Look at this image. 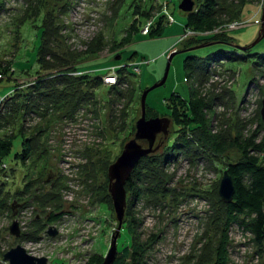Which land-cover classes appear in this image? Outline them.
<instances>
[{
	"label": "rangeland",
	"instance_id": "rangeland-1",
	"mask_svg": "<svg viewBox=\"0 0 264 264\" xmlns=\"http://www.w3.org/2000/svg\"><path fill=\"white\" fill-rule=\"evenodd\" d=\"M130 1L0 0V76L3 77L0 97L7 92L12 95L15 84L26 90L40 75H53L35 63L43 18L57 28L49 40L54 54L66 57L67 52H73L70 66L83 67L73 72L74 75L92 74L94 69L102 75L96 90L90 88L89 82L81 83L88 97L92 91L94 94L68 115L57 114L52 104L39 106L23 119L19 118L20 113L16 118V114L5 113L7 117L12 115L9 122L19 121L22 136L40 133L38 143L43 150L37 153L29 150L22 168L12 159L22 147L18 128L9 125L4 130L7 136L0 137L1 141L13 138L6 162H0V169H4L0 177L11 191L23 189L18 194L11 192L8 202L0 208V264H9L3 255L17 245L31 256L46 258V264H102L118 225L111 199V206L100 201L103 193H108V167L133 139L135 121L141 114V94L162 78L167 57L173 51L176 52L170 60L165 82L146 96V118L169 120L166 135H156L153 153L164 152L173 133L174 122L166 111L167 103L173 102V99L167 100L173 92L188 100L192 118L180 117L185 123L195 120L207 127L208 136L218 151L217 158L222 161L239 158V151L232 145L234 138L252 136L258 141L264 133L261 60L256 63L260 65L259 70L247 64L246 59L232 65H227V60H220L218 65L219 62L207 64L213 73L210 75L208 70L206 75V71L202 80L192 67L191 71L185 67V60L191 54L205 58L215 50L228 54L235 51L227 44L250 45L259 32L264 0H216L215 16H203L188 27H184L186 12L178 9L181 0H134L135 10L139 11L135 15L128 13ZM193 1L194 11L201 0ZM241 3L260 7L259 14L250 11L239 16L240 19L226 20L235 16L233 11ZM226 9L233 15L223 16ZM155 21L158 26L153 34L163 35L142 36ZM225 33L231 38L216 40L227 44L215 43L186 51L210 42L200 37ZM251 52L264 53V36L251 47ZM189 63L196 65V58L192 56ZM119 66L123 69L120 72ZM111 73L115 74V83L112 79L107 81L113 77ZM110 85L114 88H108ZM172 106L175 111L182 108L179 101ZM3 111L0 109V116ZM12 130L18 132L15 137ZM214 136H217L215 141ZM138 142L146 147V141ZM207 159L199 157L195 165L187 157L178 155L165 163L162 171L168 177L165 184L168 192L158 201L134 197L125 191L124 221L113 264H215L222 240L226 264H264V241L258 247L245 224L233 221L225 226L213 216L219 210L212 192L216 188L218 195L224 165ZM22 169L28 171L23 182ZM29 178L36 183L25 188L23 183ZM52 192L58 198L48 202L44 195ZM132 219L136 224L129 233L124 222ZM13 221L18 223V237L9 231ZM49 228L56 231L55 236L47 235ZM132 238L139 244L145 243L143 255L135 263L129 259L126 247ZM206 247H212L211 251Z\"/></svg>",
	"mask_w": 264,
	"mask_h": 264
},
{
	"label": "trees",
	"instance_id": "trees-1",
	"mask_svg": "<svg viewBox=\"0 0 264 264\" xmlns=\"http://www.w3.org/2000/svg\"><path fill=\"white\" fill-rule=\"evenodd\" d=\"M216 5V0H201V4L198 6L197 10H192L191 12L186 13L184 27H188L190 24H196V22H199L203 16H206L205 18L215 16V12L217 11V9L214 10V6ZM127 6L129 7V12L127 11L129 14L135 15L139 13L138 10H135L134 0H131ZM149 8L152 7H147L144 11L146 12ZM140 10L143 11V9ZM250 11H258L259 14L260 7L257 9L255 6H252V3H241L239 9L237 11H233V14H235V16L227 17L226 20H231L232 18L236 17L240 19L243 13H248ZM225 14H228L229 16L233 15L227 9L226 11L222 12L223 16ZM173 23H175V21ZM157 26L158 23L157 21H155L153 24H151L150 28H148V32L141 35H152L154 37L162 36L163 33L162 35L153 34ZM55 31H57V28L53 25V22L50 20L48 21L46 18H43L42 25H40V41L37 46L35 62L38 67L45 71H49L50 74L53 73V75H40L35 80H33L30 85H28L26 90L23 89V87L18 86V84H15L13 88L14 92L12 93V95L6 94V96H3L4 98L1 100L0 105V109L4 110L2 112V116H0V137L5 138V136H7L6 133H4V130L9 125L13 126V128L15 126L18 128L19 121L15 120L14 122H9L10 118L14 114H16V118L18 113H20L21 115H19V118L22 117L23 119V117H25L30 111H37L39 106H47L52 104L53 106H56L54 111L57 112V114L61 113L62 115H68L80 103L82 104L85 100L92 98L94 92L92 91L90 93V96L88 97L87 93L83 92L80 85L83 82H89L90 88H92V90H96L95 87L100 81L99 77L102 76L98 73L100 71L94 69L92 71V74L82 73L80 75H74L73 72H76L77 69H81L83 67L77 66L76 64L70 66L71 60L72 58H74L73 52H67L65 54L66 57L57 56L58 54H54L50 47L49 40L52 36H54L53 33H56ZM219 36L223 37L219 38ZM224 38H231L230 34H216L207 36L205 38L200 37L199 39L216 41V39L223 40ZM233 48H235V51L229 52V54L222 50H215L214 53L209 54L208 57L205 58L194 56L191 54L185 60V67H187L189 71H191L192 67L194 72L198 73V78H200L201 80V76H204L206 71L208 72L209 70L210 75L213 73V71H211L212 69L210 68L211 65L207 67V64L219 62L220 60H225L224 62H226L227 60V62H229V64L227 65H232L234 64V62L238 63L239 60L243 61L246 59L245 61H247V64H253L258 70L260 69V65H256V63L262 62L263 65H261L264 67V53H252L251 48L245 51H242L234 46ZM192 56L196 58V65H192L191 63H189ZM220 56H222L223 58L220 59ZM48 59L51 60L48 61ZM259 60L261 61L259 62ZM220 63L221 62L217 63V65ZM121 70L123 69H121V66H119L118 71L120 72ZM263 70L264 69H260V72H263ZM79 71L83 72L81 70ZM209 72L206 75H209ZM0 75L2 76L1 73ZM1 76L0 78L2 79L3 77ZM108 88H114V85H110V87ZM21 98H23V100H21ZM104 98L105 94L103 95V99ZM170 99H173V102H166L169 107V109L167 108L168 110L166 111H168V113L171 115L174 122V129L173 133L171 134L172 137L170 136L171 138H168L167 144L165 146V151L163 150L164 152L153 153L139 160L125 183V191H130V195L134 197L143 196L149 197L148 200L152 202L158 201L157 199H159L160 196H165V192L167 191V185L165 184L168 180V177L162 171V167L165 163H167L172 158L174 159L175 156L183 155L184 157H187L190 163L196 165L199 157L204 156L205 160H208V157L210 158V160L224 165L222 166V170H227L228 174L232 177L235 189L233 200L228 204L223 203L217 195L216 188L213 189L214 191L212 193L215 196V200H218L217 210H219L213 216H215V219H217L222 223V225L225 226L227 224L229 225L233 221L245 224L253 233L256 245L258 247L261 246L264 241V133L258 141H255L252 136L244 139L234 138L232 140V145L239 151V158L236 161H222V159L217 158L218 155L216 154H218V151L216 150V147H214V142L211 140L212 137L208 136L209 132L207 127L205 128V125H202V123H199V121L195 120H190L189 122L185 123L184 119L180 117L184 116L186 119L188 118V120L192 118V115H190L189 113L190 109L187 108L188 100H184V98L176 92H173L171 97H169L167 100ZM189 100L191 99L189 98ZM178 101L181 102L182 108L180 109V111H175V107L172 106V104H176V102ZM59 103L61 104L58 105ZM48 108H50L51 110L52 107L48 106ZM9 112L12 113L11 117H7V114H5ZM18 131L19 136L22 139L20 143L22 147L19 150L20 153L15 152L12 159L18 164L22 165L23 168V164L25 163H23L25 158L24 156L29 150L37 153V151L43 149H41V144L38 143V136L40 135V133L37 132L36 134H26L25 136H22L19 128ZM11 133L14 134V137L18 134V132L16 134V132H13V130L11 131ZM215 137L217 136H214L213 139ZM12 139L8 138V140H0V162H6L5 159L8 157L12 149ZM199 148L200 152L198 151ZM16 155H20V158H17ZM31 165L33 166V164ZM43 167L45 166L43 165ZM22 171L23 172L21 180L23 179V176L27 177L28 174V171H25V169H22ZM3 172L4 169L1 168L0 174ZM12 174L14 175V172ZM2 180V177H0V208H2L3 205L8 202L11 192H14V194L23 192V189L19 188L11 191V189L8 188V184ZM34 183H36L35 180L33 181V178H29L25 180L23 184L25 188H29L33 187ZM103 194L104 196L101 197L100 201L102 203H105L107 206H111L108 193L104 192ZM44 196L46 197L48 202H51V200L58 198V195L53 192ZM34 198H36V196H34ZM126 214L130 216L129 212H127ZM220 217H222L223 219ZM124 224L127 231L131 233V229L133 230L136 224L135 219L127 220L124 222ZM154 238L155 236H152L151 240H154ZM224 243L225 242L222 240L221 244L223 245L217 248V260L215 261V264H226L225 253L222 248L224 246ZM144 245L145 243L139 244L133 238L132 243L130 245H126L127 249L129 248V259L132 261V263H135L134 260H137V257L143 255L142 247H144ZM206 249H208V251L210 252L212 247H206Z\"/></svg>",
	"mask_w": 264,
	"mask_h": 264
},
{
	"label": "water",
	"instance_id": "water-1",
	"mask_svg": "<svg viewBox=\"0 0 264 264\" xmlns=\"http://www.w3.org/2000/svg\"><path fill=\"white\" fill-rule=\"evenodd\" d=\"M193 6H194L193 0H181L180 3L178 4V9L187 13L193 10ZM263 36H264V5L262 8L258 35L250 45L235 46L232 44H227L224 41L216 40V41H210L209 43L199 44L190 47L186 51H191L193 49L215 43H222L230 46H235L236 48L245 51L247 49H250L256 43H258L263 38ZM175 52L176 51H173L167 57L168 58L167 65L162 78L142 92L140 98L141 114L140 117L135 121L134 137L133 139H131L126 143L120 156L117 157V159L108 167L107 170L108 181H109L108 195L112 201V206L114 209V213L118 225L116 229V235L113 236L111 246L102 264H113V261L115 259V254L117 252L116 241L124 221V212L127 202L124 184L129 178L132 170L135 168L139 160L152 154L156 150V147H153L156 139V135L160 133L166 135L167 133L168 130L167 126L169 124L168 119L158 118V117L146 118L145 116L146 96L149 91L153 90L158 86H161L165 82L170 65V60ZM261 116L264 119V101L261 109ZM140 140L146 141V147H143L138 142ZM234 192L235 189H234L232 177L228 174L227 170H224L218 187V195L220 196L221 201L226 204L231 203L233 200ZM9 231L12 235H15L16 237L20 235L18 223L16 221H13V223L9 227ZM47 235L55 236L56 231L49 228ZM3 258L7 260L9 264H46V258H38L31 256L28 253H26L25 249L20 245H17L11 248L10 250H8L6 253H4Z\"/></svg>",
	"mask_w": 264,
	"mask_h": 264
},
{
	"label": "built area",
	"instance_id": "built-area-1",
	"mask_svg": "<svg viewBox=\"0 0 264 264\" xmlns=\"http://www.w3.org/2000/svg\"><path fill=\"white\" fill-rule=\"evenodd\" d=\"M170 21H173V19L172 18H170ZM143 32H145V34L147 33V29H145ZM113 69V68H112ZM111 75L113 76V77H110V78H107V81H110V79H112L113 81H112V83H115V74L114 73H111ZM111 83V84H112ZM4 97H0V105H1V100L3 99ZM3 264H6L5 262H2Z\"/></svg>",
	"mask_w": 264,
	"mask_h": 264
},
{
	"label": "crops",
	"instance_id": "crops-1",
	"mask_svg": "<svg viewBox=\"0 0 264 264\" xmlns=\"http://www.w3.org/2000/svg\"><path fill=\"white\" fill-rule=\"evenodd\" d=\"M6 94H8V92ZM4 96H6V95H4Z\"/></svg>",
	"mask_w": 264,
	"mask_h": 264
}]
</instances>
